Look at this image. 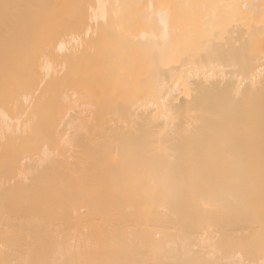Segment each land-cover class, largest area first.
Wrapping results in <instances>:
<instances>
[{
  "label": "bare ground",
  "instance_id": "obj_1",
  "mask_svg": "<svg viewBox=\"0 0 264 264\" xmlns=\"http://www.w3.org/2000/svg\"><path fill=\"white\" fill-rule=\"evenodd\" d=\"M0 264H264V0H0Z\"/></svg>",
  "mask_w": 264,
  "mask_h": 264
}]
</instances>
